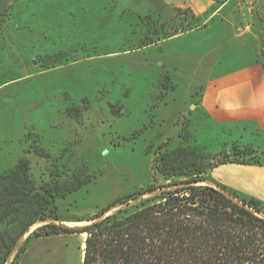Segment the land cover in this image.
<instances>
[{
	"label": "rangeland",
	"instance_id": "rangeland-1",
	"mask_svg": "<svg viewBox=\"0 0 264 264\" xmlns=\"http://www.w3.org/2000/svg\"><path fill=\"white\" fill-rule=\"evenodd\" d=\"M37 1L44 3L22 15L0 13V38L6 42L0 48V172L26 156L41 182L51 171L63 174L82 166L91 178L57 198V219L36 222L5 264L14 261L20 246L14 264H80L82 234L28 235L47 222L88 225L93 220L87 219L114 198L152 183V158L161 144H197L213 153L250 145L264 153V129L217 132L191 121L196 115L189 108L202 82L229 63L222 57L210 67L194 66L190 57L167 62L171 46L165 40L202 26L208 12L175 9L172 16H160L145 12L148 0ZM235 1L264 21V0ZM174 42L177 53L203 50L184 38ZM259 52L264 58V41ZM262 156L257 166H264ZM209 175L212 181L204 183L264 202V168Z\"/></svg>",
	"mask_w": 264,
	"mask_h": 264
},
{
	"label": "trees",
	"instance_id": "trees-1",
	"mask_svg": "<svg viewBox=\"0 0 264 264\" xmlns=\"http://www.w3.org/2000/svg\"><path fill=\"white\" fill-rule=\"evenodd\" d=\"M263 154L250 145L213 153L197 144H161L152 158V183L114 198L87 219L93 220L88 225L47 222L27 239L85 233L80 264H264V202L204 183L212 181L209 174L218 165H261ZM90 178L82 166L63 174L51 171L41 182L26 156L0 172V264L36 222L57 219V198Z\"/></svg>",
	"mask_w": 264,
	"mask_h": 264
},
{
	"label": "crops",
	"instance_id": "crops-1",
	"mask_svg": "<svg viewBox=\"0 0 264 264\" xmlns=\"http://www.w3.org/2000/svg\"><path fill=\"white\" fill-rule=\"evenodd\" d=\"M37 0H0V13L7 9L13 15H22ZM214 0H148L147 10L155 15L174 14L176 9H187L194 15L208 12L202 26L179 33L165 41L171 46L166 57L169 63L190 57L192 64L209 66L222 57L227 64L217 74H212L202 82L199 95L195 98L190 112L196 115L194 121L201 127H223L264 129V58L259 46L264 41V21L259 22L244 11V7L235 5L236 1L215 5ZM250 22V29L237 32V26ZM192 42L203 48L195 53H177L178 39ZM6 43L0 38V48ZM165 59V60H166ZM192 68L193 65H192ZM218 132V131H217ZM203 135H200L202 138ZM263 169L264 166L223 164L213 171L221 176H229L234 169ZM213 177V176H212ZM214 178V177H213Z\"/></svg>",
	"mask_w": 264,
	"mask_h": 264
},
{
	"label": "built area",
	"instance_id": "built-area-1",
	"mask_svg": "<svg viewBox=\"0 0 264 264\" xmlns=\"http://www.w3.org/2000/svg\"><path fill=\"white\" fill-rule=\"evenodd\" d=\"M243 1H245V0H239V2L242 4L243 3ZM249 27H250V25L249 24H243V25H239L238 27H237V32H243V31H247V30H249Z\"/></svg>",
	"mask_w": 264,
	"mask_h": 264
},
{
	"label": "water",
	"instance_id": "water-1",
	"mask_svg": "<svg viewBox=\"0 0 264 264\" xmlns=\"http://www.w3.org/2000/svg\"><path fill=\"white\" fill-rule=\"evenodd\" d=\"M210 185H213V186H215V187H217V188H220V187H218V186L215 185V184H210ZM220 189H221V188H220ZM223 192H224L228 197H230V198H232L234 201L238 202V200H237L236 198H234L231 194H229L227 191L223 190ZM121 204H122V203H121ZM119 205H120V204L114 205L112 208L118 207Z\"/></svg>",
	"mask_w": 264,
	"mask_h": 264
},
{
	"label": "bare ground",
	"instance_id": "bare-ground-1",
	"mask_svg": "<svg viewBox=\"0 0 264 264\" xmlns=\"http://www.w3.org/2000/svg\"><path fill=\"white\" fill-rule=\"evenodd\" d=\"M82 235L84 236V238H85V233H82ZM83 247H84V239H83V241H82V243H81V248L83 249ZM81 258H82V256H81Z\"/></svg>",
	"mask_w": 264,
	"mask_h": 264
},
{
	"label": "clouds",
	"instance_id": "clouds-1",
	"mask_svg": "<svg viewBox=\"0 0 264 264\" xmlns=\"http://www.w3.org/2000/svg\"><path fill=\"white\" fill-rule=\"evenodd\" d=\"M37 118L39 119V114L37 115Z\"/></svg>",
	"mask_w": 264,
	"mask_h": 264
}]
</instances>
